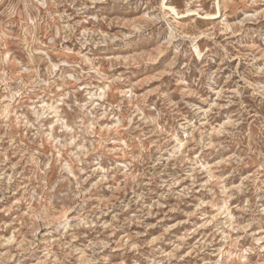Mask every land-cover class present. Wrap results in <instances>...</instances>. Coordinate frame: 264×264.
<instances>
[{
	"label": "rangeland",
	"instance_id": "rangeland-1",
	"mask_svg": "<svg viewBox=\"0 0 264 264\" xmlns=\"http://www.w3.org/2000/svg\"><path fill=\"white\" fill-rule=\"evenodd\" d=\"M0 264H264V0H0Z\"/></svg>",
	"mask_w": 264,
	"mask_h": 264
}]
</instances>
